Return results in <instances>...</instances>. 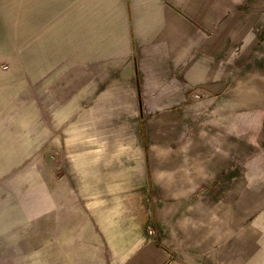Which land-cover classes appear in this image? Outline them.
I'll return each instance as SVG.
<instances>
[{
	"label": "rangeland",
	"instance_id": "1",
	"mask_svg": "<svg viewBox=\"0 0 264 264\" xmlns=\"http://www.w3.org/2000/svg\"><path fill=\"white\" fill-rule=\"evenodd\" d=\"M233 1L241 0H220L218 41L111 47L102 43V27L84 34L68 25L75 13L66 18V5L0 0V264H102V133H117V145L134 153L147 141L162 146L163 133L181 124L189 133H234L236 145L248 133L251 158L261 153L264 108L239 103L263 95L264 84L248 80L244 91L237 78L252 62L264 73V0L245 6L249 30L229 24ZM191 45L201 57L170 64L167 53ZM179 67L201 69L202 87L190 95L165 89L174 78L185 81ZM185 96L186 104L165 103ZM233 97L236 104H228ZM246 187V202L238 185L230 195L224 187L212 195L196 190L184 221L187 249L170 251L165 264H264V200L257 199L264 179ZM147 205L140 214L156 223L148 241L161 247L158 203Z\"/></svg>",
	"mask_w": 264,
	"mask_h": 264
},
{
	"label": "crops",
	"instance_id": "2",
	"mask_svg": "<svg viewBox=\"0 0 264 264\" xmlns=\"http://www.w3.org/2000/svg\"><path fill=\"white\" fill-rule=\"evenodd\" d=\"M49 1L66 5L69 12L66 18L75 13L71 17L73 21L67 24L83 26L84 34H90L92 26L102 27V43L108 46L110 43L111 47L115 43L135 41L197 45L219 40L220 0ZM249 2H232V11L242 12V17L236 18L232 13L230 25L250 29V14L245 11ZM259 23L264 26V16L259 18ZM235 36L232 33L231 41L236 40ZM193 45L186 46L187 49L181 52H173L179 49H172V53H167L170 64L176 58L201 57V49L192 48ZM252 53L253 50L247 52L244 58L251 57ZM176 65L180 64L176 62ZM245 67L237 78H242L244 91L248 80L249 83L264 84V73L259 64L252 62L248 72ZM179 69V76L185 81L174 78L165 89L189 90L190 95L199 85L202 87L201 69ZM256 89H253L255 95ZM262 91L264 89L258 92ZM168 100L166 104L176 105L186 104L191 99L185 96ZM228 104H236L234 97ZM239 104L264 108V94L246 97ZM245 134L248 133L238 136L242 137V141L238 140L236 145L231 138L234 133H189L180 124L176 133H163L165 141L162 146L147 141L145 145L136 146L132 153L130 148L117 145V142L120 143L117 133H102L106 135L102 137V220H96L97 229L102 233V264H165L170 258V251L181 254L187 249L184 233L187 205L198 189L207 187L212 195L218 194L219 188L224 187L226 193H233L234 189L229 187L238 185L242 187V197L238 200H251L246 186L251 184L252 178L264 179V165L261 164L264 163V149L260 145L264 132L258 136L262 156L259 153L254 158H251V137ZM151 201L152 209L154 203H158L160 212L157 228L162 231L161 247L148 241V230L156 228L152 215L149 218L140 214L147 212V203ZM133 203L137 204L134 210Z\"/></svg>",
	"mask_w": 264,
	"mask_h": 264
}]
</instances>
